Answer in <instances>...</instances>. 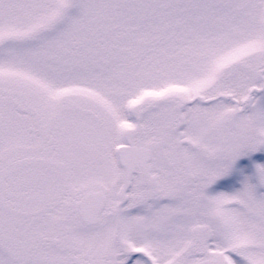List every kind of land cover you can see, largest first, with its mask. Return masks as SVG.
I'll return each mask as SVG.
<instances>
[{
    "label": "snow or ice",
    "instance_id": "1",
    "mask_svg": "<svg viewBox=\"0 0 264 264\" xmlns=\"http://www.w3.org/2000/svg\"><path fill=\"white\" fill-rule=\"evenodd\" d=\"M0 264H264V0H0Z\"/></svg>",
    "mask_w": 264,
    "mask_h": 264
}]
</instances>
